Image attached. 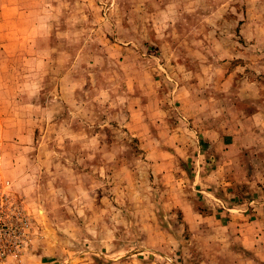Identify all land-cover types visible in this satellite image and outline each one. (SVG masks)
Instances as JSON below:
<instances>
[{
  "label": "rangeland",
  "instance_id": "374dc122",
  "mask_svg": "<svg viewBox=\"0 0 264 264\" xmlns=\"http://www.w3.org/2000/svg\"><path fill=\"white\" fill-rule=\"evenodd\" d=\"M0 264H264V0H0Z\"/></svg>",
  "mask_w": 264,
  "mask_h": 264
},
{
  "label": "crops",
  "instance_id": "0c3cea01",
  "mask_svg": "<svg viewBox=\"0 0 264 264\" xmlns=\"http://www.w3.org/2000/svg\"><path fill=\"white\" fill-rule=\"evenodd\" d=\"M197 178H198V179H201V180H207V179L210 178V177H209V175L205 176V175H204V172H203V171H200L199 174H198V176H197ZM174 187H176V186H175V185L172 186V188H174Z\"/></svg>",
  "mask_w": 264,
  "mask_h": 264
}]
</instances>
